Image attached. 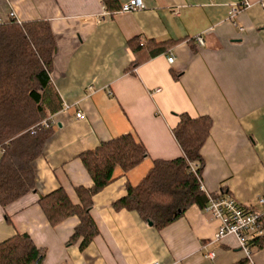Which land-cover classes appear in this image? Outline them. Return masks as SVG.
Instances as JSON below:
<instances>
[{
  "label": "crops",
  "instance_id": "obj_1",
  "mask_svg": "<svg viewBox=\"0 0 264 264\" xmlns=\"http://www.w3.org/2000/svg\"><path fill=\"white\" fill-rule=\"evenodd\" d=\"M239 1L141 0L139 9L110 14L101 0H0V21L11 11L19 21H48L55 39L50 79L62 105L50 114L56 125L32 162L35 189L0 205V242L27 233L44 249L41 264H233L245 258L234 235L213 240L218 220L195 204L160 229L112 205L125 195L126 181L138 184L154 159L181 154L172 128L187 112L212 119L201 148L203 191L222 192L264 214V10L262 0H244L230 16L229 6ZM134 37L172 44L131 71L128 41ZM124 133L135 135L147 156L126 172L115 167L113 180L93 195L90 213L99 230L93 240L82 250L80 239L67 244L78 218L52 226L38 199L62 187L77 202L74 187L92 185L78 154ZM212 250L215 257L206 258ZM245 264H264V246L252 249Z\"/></svg>",
  "mask_w": 264,
  "mask_h": 264
},
{
  "label": "trees",
  "instance_id": "obj_2",
  "mask_svg": "<svg viewBox=\"0 0 264 264\" xmlns=\"http://www.w3.org/2000/svg\"><path fill=\"white\" fill-rule=\"evenodd\" d=\"M110 14L118 10L117 0H101ZM172 44L167 40L142 41L131 38L128 46L134 59L131 71L141 62L162 53ZM55 39L47 20L19 21L10 17L0 22V205L18 199L35 189L33 160L42 152L51 127L32 133L30 127L61 108L52 85ZM177 78V74L173 73ZM172 128L181 154L171 159H154L152 166L136 185L126 181L125 195L115 200V210L134 211L156 229L163 228L192 204L204 208L207 194L200 188L203 158L201 148L207 140L212 119L209 115L178 114ZM147 156L144 144L132 133L120 134L101 142L78 157L92 180L90 187L75 186L78 201L73 202L66 190L58 187L40 196L37 203L50 225L76 216L67 244L80 239L84 249L99 230L91 216L93 195L113 180V170L123 172L139 164ZM195 167L192 170L191 164ZM221 194H224L221 192ZM264 229V214L260 216ZM252 249L264 246V232L251 240ZM44 249L27 233H16L0 242V264H41ZM249 257L233 264H245Z\"/></svg>",
  "mask_w": 264,
  "mask_h": 264
},
{
  "label": "built area",
  "instance_id": "obj_3",
  "mask_svg": "<svg viewBox=\"0 0 264 264\" xmlns=\"http://www.w3.org/2000/svg\"><path fill=\"white\" fill-rule=\"evenodd\" d=\"M244 0H240L236 4L229 6V15L233 16L237 12V6L245 5ZM141 0H129L120 5L117 11L126 12L141 8ZM261 7L264 10V0L261 1ZM9 17H14V13L11 11ZM1 22V21H0ZM196 41L198 44L202 45L203 40L201 36H196ZM167 61L172 63L174 56L171 52L167 54ZM76 117H81L80 112H76ZM56 125V120L53 115H49L32 127L30 131L32 133L39 129L48 128ZM195 165L191 164V169L193 170ZM200 188L203 190L202 185ZM259 202L264 204V198H259ZM211 217L218 220L217 229L215 231L213 240L220 241L223 237L228 234L234 235L240 248L245 252L246 257H249L252 252L251 240L262 235L264 229L261 227L260 216L263 215L253 208H245L239 204L234 198L226 194L217 193H207V203L203 208ZM208 259H213L215 257V251H209L205 254ZM146 264H159V263H146Z\"/></svg>",
  "mask_w": 264,
  "mask_h": 264
},
{
  "label": "water",
  "instance_id": "obj_4",
  "mask_svg": "<svg viewBox=\"0 0 264 264\" xmlns=\"http://www.w3.org/2000/svg\"><path fill=\"white\" fill-rule=\"evenodd\" d=\"M148 224H151L150 222Z\"/></svg>",
  "mask_w": 264,
  "mask_h": 264
}]
</instances>
